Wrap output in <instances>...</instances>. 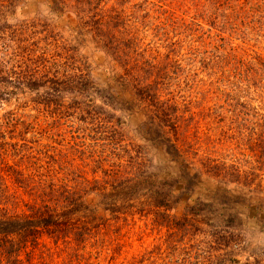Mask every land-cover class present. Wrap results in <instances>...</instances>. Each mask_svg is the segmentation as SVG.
Returning <instances> with one entry per match:
<instances>
[{
    "label": "trees",
    "instance_id": "obj_1",
    "mask_svg": "<svg viewBox=\"0 0 264 264\" xmlns=\"http://www.w3.org/2000/svg\"><path fill=\"white\" fill-rule=\"evenodd\" d=\"M211 1V12L216 15L218 6L214 5L217 1ZM19 3V0H0V35L11 29L8 22L14 17ZM42 3L57 20L70 22L71 26L66 28L67 38H61L60 42L66 44L68 53H77L80 47L92 48L104 56L106 87L99 89L94 86L86 70L82 74L77 68L80 71L77 76L60 75L57 68L61 65L57 62H52L49 67L42 66V72L36 78L25 73V76L12 79L8 77L10 69L6 70L8 63L0 56V100L18 90H25L38 95L36 103L40 101L44 105L61 108L58 103L63 98L62 94L69 91L75 96L73 104L90 108L88 119L96 123L94 128L99 134L106 135L99 140L110 141L108 147L118 149L122 156L117 158L120 164L113 165L115 171L104 172V177L112 174L111 180L80 178L82 181L75 186H69L65 179L45 182L41 176L31 173L26 176L18 167L7 166V172L0 167V200H5L0 205V264H37L34 256L43 237L52 240L55 246L61 243L71 252L69 262L79 264L83 260L79 253L85 251L87 243L98 236L109 219L120 221L128 216L151 217L153 225L170 232L169 239L162 240L165 248L156 247L152 261L142 258L134 264H167V261L168 264H176L173 262L176 248L170 243V238L175 236L173 233L182 239L190 238L201 228L207 229L211 250L223 251L228 247V240L233 246L239 238L243 241L239 253L253 257L254 264H264V240L256 250L249 239L252 236L244 238L240 235L244 229L246 232L250 230L252 235L249 223L254 222L258 233L264 236V180L254 171L241 173L237 168L222 167L201 157L193 148L189 135V123L194 121L193 102L198 93L203 98L208 96L218 109L224 111L216 115L219 122L225 119L222 115L230 114L233 127L229 131L233 133V139L242 141V138L248 145L259 146L264 155V117L256 124L259 131L255 136L243 135L250 114L246 113L248 106L243 97L238 98L237 95L244 91V84L251 85L255 81L249 64L244 63L243 70H239L242 66L238 64L237 72L229 60L228 71L220 72L226 57L212 54L210 58L204 56L207 53L204 52L199 60L193 59L198 63L200 73L208 68L205 77L209 83L203 87L194 81L199 87L194 85V88L199 91L180 110L171 99H164V83L158 78L159 74L153 77L154 72H151L156 67L146 61H138V55L133 57L136 50L139 51L137 30L144 28V21L155 14L159 23L165 25L161 22V19H167L168 10L164 5L150 0H42ZM25 27L34 28L32 24ZM57 30L65 32L62 28ZM2 40L0 36V54L1 49H5L3 43L1 46ZM193 55L194 58L199 56L196 52ZM67 57L73 61L71 55ZM61 59L66 61L65 56ZM8 84L11 90L5 89ZM40 90L42 93L39 95ZM91 92L119 114H109L100 106L84 103L82 99L87 100ZM185 115L190 118L185 119ZM125 116L141 118L133 128L136 143L130 140L125 144L119 139L122 138L121 133L130 127L128 123L121 124ZM10 122H14L13 127L17 122L21 123L12 118ZM2 128L0 124V139L5 137ZM4 145L6 143L0 145V151ZM10 146L16 147V143ZM21 148L24 149L25 145ZM4 153L0 152V156ZM262 156L258 157V169H262L264 163ZM27 157L34 159L29 154ZM210 178L216 182L213 190L206 187ZM9 183L16 190L12 191ZM228 184L232 187L228 188ZM23 195L28 197L27 201L20 198ZM9 198L14 199L11 206L15 205L16 211L3 208L10 203ZM18 204L25 210L17 211ZM118 230L114 233L118 234ZM104 241L98 242L104 246ZM105 250H112L115 254L120 247L116 245ZM224 255H211L201 264L234 262V259H228V253ZM187 259L179 260L181 264H192Z\"/></svg>",
    "mask_w": 264,
    "mask_h": 264
},
{
    "label": "rangeland",
    "instance_id": "obj_2",
    "mask_svg": "<svg viewBox=\"0 0 264 264\" xmlns=\"http://www.w3.org/2000/svg\"><path fill=\"white\" fill-rule=\"evenodd\" d=\"M19 1L15 7L14 17L8 22L11 29L0 35L3 39L1 46L5 45L0 56L8 63L6 65V70L10 69L8 77L16 79L17 76L20 78L26 73L28 77L32 74V77L36 78L37 74L42 72V66L49 67L52 62H57L61 65L57 68L60 75L77 76L80 73L78 70H81L82 74L86 70L94 86L99 89L106 87L107 73L102 54L94 52L92 48L80 47L77 48V53L74 51L68 53L66 44L60 43L61 38H67L66 28L71 26L70 22L57 20L55 16L50 15L42 0ZM150 1L164 5L168 10L167 19L166 21L161 19V22L165 23L161 25L158 16L152 14L153 18L144 21V28L140 27L137 30L139 51L136 50L133 57L138 55L136 58L138 61H146L156 67L151 72H154L153 77L159 74L158 78L164 83V99H171L181 110L183 104L199 91L194 81L201 83L203 87L209 83L205 77L208 68L206 67L204 73H200L201 69L196 63L204 52H207L204 55L207 57L212 54L221 58L226 57L220 72L228 71L229 60L232 61L231 67L235 66L237 72L243 70V64L247 63L253 69L252 80L255 81L251 85L244 84V91L237 97H243L248 106L246 113L250 114L246 119V133L243 135L250 138L255 136L259 131L256 124L264 117V0H215L217 4L214 6H218L216 15L211 12L213 7L211 0ZM210 14L213 16L209 17ZM224 16H227V19ZM31 24L34 28L25 27ZM58 28L65 32L61 33ZM195 52L199 55L196 58L193 55ZM67 55H71L73 61H70ZM57 56L61 58L65 56L66 61ZM238 64L242 66L239 70ZM14 73L17 75L14 76ZM194 85L197 88H194ZM7 86L5 89L11 90V85ZM41 93L42 90L39 91V95ZM90 94L87 100L82 99L84 103L100 106L103 112L109 114L116 116L119 114L102 103L98 95L92 92ZM37 97L38 95L28 91L18 90L0 100V124L5 134V137L0 139V145L6 143L1 146L3 149L0 152H5V155L0 156V167H3V170L7 166L18 167L26 176L30 173L36 177L41 176L45 182L65 179L64 182L69 186L79 184L82 181L80 178L89 181L94 178L100 181L111 180L112 174L104 177V172L115 171L113 165L120 164L117 158L122 156V152L118 149L113 150L112 146L108 147L110 141L99 140L106 135L99 134L94 128L96 123L88 119L90 108L83 104L80 106L73 104L75 96L69 91L62 94L63 98L58 103L61 108L47 106L40 101L36 103ZM193 103L194 121L189 123V135L193 148L199 151L198 154L222 167L237 168L241 173L254 171L256 176L264 180V163L262 169H258L260 162L258 157L262 156V149L253 144L248 145L242 138L240 140L244 142L233 139V133L229 131L230 127H233L229 119L230 114L222 115L225 119L219 122L216 115L223 114L224 111L218 109L208 96L203 98L198 93ZM211 106L215 109L211 110ZM11 118L18 119L21 123L17 122L13 127L14 122H10ZM184 118L190 116L185 115ZM139 120L141 118L137 116L122 118L121 124L130 125L121 133L122 138H119L125 144L130 143V140L137 142L133 128ZM13 143H16V147L10 146ZM24 145L26 151L21 148ZM28 154L34 159L28 158ZM208 181L206 187L213 190L216 182L211 178ZM9 186L12 187V191L16 190L13 184L9 183ZM227 186L232 187L229 184ZM20 198L23 201L28 200L26 195ZM13 200L9 198L10 203L3 208L10 212L16 211L15 205L11 206ZM4 203L5 200H0V205ZM17 207V211L25 210L21 204ZM116 221L109 219L105 228L100 230V235L87 243L85 251L79 253L83 258L79 264H134L142 258L152 261L151 256H154L156 247L165 248L162 240L167 241L170 236L167 229L153 225L151 217L128 216ZM249 225L253 230L252 235L250 230L246 232L245 229L244 232L240 231V235L244 238L252 236L249 239L253 241V247L257 250L262 245L264 236L258 233L254 222H250ZM116 229H119L118 234L114 233ZM173 234L175 236L170 238V243L171 247L176 248L173 258L176 264H181L179 259L185 257L189 263L201 264L211 255L220 256L224 253H228V259H234L232 264H254L253 257L249 258L245 253H239L243 244L239 238L235 246H231L228 240L226 249L215 251L211 250V238L205 228H201L200 232L190 238L182 239L179 234ZM229 234L228 231V236ZM113 238L115 240L110 244ZM101 239L105 240L104 246L98 242ZM116 245L120 250L115 254L112 250H105ZM37 249L39 251L35 252L34 256L37 264H72L69 262L71 252L61 243L55 246L52 240L43 237L41 246Z\"/></svg>",
    "mask_w": 264,
    "mask_h": 264
}]
</instances>
